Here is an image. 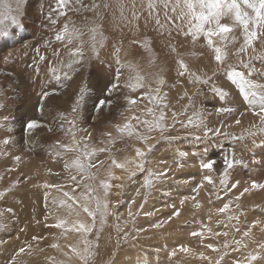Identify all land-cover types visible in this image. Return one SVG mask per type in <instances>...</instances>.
I'll list each match as a JSON object with an SVG mask.
<instances>
[{
	"label": "rangeland",
	"instance_id": "rangeland-1",
	"mask_svg": "<svg viewBox=\"0 0 264 264\" xmlns=\"http://www.w3.org/2000/svg\"><path fill=\"white\" fill-rule=\"evenodd\" d=\"M7 2L10 9L0 18V78L3 77L0 97L5 98H0V115L7 113L0 116V189L5 185L8 188L0 195V264H68L60 252V244L68 239L66 246L78 254L80 261L84 256L82 261L86 264L107 261L111 242L103 243L101 239L108 219L118 209L127 214L124 200L143 195L144 203L146 197L152 196L154 182L164 183V178L156 177L153 172V162L159 160L156 151L162 145L170 149L193 148L195 154L197 149L202 150L203 144L207 147V158L215 161L213 167L219 182L223 176L236 185L232 189L243 188V192L251 187L253 194L264 195V188H252V185L247 188L245 183L248 177L257 185L264 184V167L260 164L264 125L259 115L254 114L259 112V106L248 107L236 86L227 80V73L215 71L214 52L203 33L193 34L197 22L191 13H200L199 0H66L62 9L58 0ZM231 2L226 0L222 6L225 14L221 23L232 27L233 31L227 34V40L232 43L213 36V47L224 50L223 67L246 72L243 65L247 63L255 69L248 78L260 82L259 77H264V68H259L264 60V46L259 44L264 27L243 0H236L241 20L247 19L248 31H257L259 43L254 41L240 53L246 33L235 19L237 9L227 7ZM189 3L193 5L191 10ZM203 11L207 13V9ZM73 14L83 17L82 33L89 30L87 21L98 17L93 22L95 28L90 23L82 47L73 48L70 40L63 44L55 40L59 32L67 36L70 29L64 26V21ZM210 27L214 30L215 24H206L205 31ZM119 32L123 41L118 45L115 34ZM65 47L72 50L66 52ZM114 52L119 59L116 62L111 58ZM17 54H21L18 59ZM39 56L45 59L40 61ZM80 77V83L74 84ZM205 80L209 83L205 84ZM91 82L97 89L94 100L90 98ZM114 83L117 87L109 94ZM214 87L227 93L223 101L212 91ZM45 90L49 96L42 98L41 92ZM42 99H46L44 105H40ZM101 100L111 104L106 103L98 111ZM130 100L135 103H129ZM242 101L244 104H240ZM222 104L234 111L209 113L211 106L216 109ZM24 105L32 112L30 118L21 114ZM38 106L41 111L37 110ZM5 116H10L18 126L9 124L4 131L7 128L4 125L10 123L4 121ZM28 120H37L41 125L28 133L36 143V148L31 149L25 145L28 134L23 129ZM107 129L113 138L109 139ZM78 130L87 135L92 150L88 151ZM5 138L9 140L7 145L3 144ZM234 147L239 152L225 154ZM240 148L245 150L243 156L239 154ZM138 149L142 151L143 171L140 167L135 173L116 167L126 157L137 158ZM248 155L250 162L246 160ZM227 157L233 161V167L226 170ZM117 158H120L118 162ZM237 159L240 164H235ZM77 161L87 166L86 171L77 168ZM28 163L30 172L33 170L37 176L30 173L36 183L26 187L23 167ZM149 173H152L151 182L146 186L145 177ZM42 175H45L44 185L38 184ZM143 175L144 181L138 186ZM104 184L109 185L107 191ZM215 198L218 200L219 196ZM225 203L233 209L238 201L229 194ZM262 203L256 209L264 213ZM133 230L134 225L125 229L122 246L136 242L138 238ZM85 234L84 251H80L74 241H80ZM190 240L199 249V235L191 234ZM256 255V261L263 257ZM144 262L149 263L146 258Z\"/></svg>",
	"mask_w": 264,
	"mask_h": 264
},
{
	"label": "bare ground",
	"instance_id": "bare-ground-1",
	"mask_svg": "<svg viewBox=\"0 0 264 264\" xmlns=\"http://www.w3.org/2000/svg\"><path fill=\"white\" fill-rule=\"evenodd\" d=\"M31 11L32 8H30V12ZM68 18L70 19L68 21H64V26L69 28L70 30H68V34L61 41V44L67 43V41L70 40V44L73 46V48L79 47L80 45L82 47L81 41L86 38V35L89 34L90 23L94 27V19L98 17L95 16L92 20L89 19V21H87L89 24V30L87 33H82V31H80V25H82L83 17L73 14ZM120 33L121 32L115 34L118 45L123 41ZM15 35L16 34H14V36ZM15 38H17V36ZM90 44L88 43L87 45ZM257 44L259 43L257 42ZM121 47L122 45H120V48ZM70 48V50L69 48H66L65 51H71L72 47ZM115 54L116 52L112 53V60H119L117 59ZM19 56H21V54H17V59L19 58ZM103 57L104 56H102V60L105 59ZM261 67L264 68V60L262 61L259 68ZM80 73L85 74L86 70H80ZM81 77L74 84L79 82ZM259 78L260 82L258 83L264 84V77ZM90 84V98L91 100H94L97 96V89L96 87H94L93 82H91ZM226 101L224 102L226 103ZM239 102L241 101L239 100ZM141 104L142 103H140V105ZM240 104H244L243 101ZM211 107L212 109H209V113H217L216 109L213 106ZM248 107L254 108L255 105ZM238 109L241 113H243L240 107ZM5 114L7 115V113H5L4 111L0 116H4ZM21 114L28 117L30 116V114H32V112L29 108L26 109L25 106L24 110L21 111ZM9 122L10 123L8 124H15L14 127L18 126V124L12 122V120H10ZM228 122L230 123L231 121ZM233 122L236 121L234 120ZM4 131H7V128L6 130L4 129ZM78 131L80 132V130ZM106 133L109 136V139L114 137L113 133L109 129L106 130ZM79 136L83 141H86L84 144L87 146L88 151L89 149L92 150V145L86 137L87 135L83 132H80ZM83 137H85V140L83 139ZM26 138L28 140V143L25 144L27 148H34L36 143H34L35 141L33 139V135L28 134ZM24 140L26 139L24 138ZM201 146L202 150L197 149L195 154H193L192 152L194 151V149L188 147L179 146L177 149H170L169 147L162 145L157 149L156 153L159 160H155V162H153V172L156 177H163L164 183L160 184L156 183L157 181H155V186L153 185L154 188L152 189V196L149 198L146 197L144 203L143 195H140V197H133L130 200H124L123 207L125 208L126 206H128L126 208L127 214L118 209L116 211V214L112 218H109L108 221L105 220L107 221V224L104 227L105 235H103L102 239H100L103 241V243H108V241H110L111 245L109 249V258L102 264H237V262H239V264H264V253H262L259 248V245L261 243H264V213L256 209L264 201V195L260 192H257L256 189L255 191L257 193L254 192L253 194V192H251L250 186L253 183V179H249L248 177L245 183L246 187L250 188L247 191L244 190L246 191H243L244 193L241 191L243 188L237 187V189H232L231 187L233 184L228 178L225 179V184L222 185L219 182L220 177H218V175L215 173L214 167L211 170L202 169L201 165L208 162L209 159L207 158V147L203 144H201ZM240 150L241 153L239 154L243 156L245 150L243 148H240ZM138 151L139 153H141V155H137L136 152ZM227 151H225L226 155L228 153L235 154L236 152H239L237 147L229 148ZM136 152L135 153L137 158L134 157L132 159L130 157H126V159L121 162L125 169H127L128 171H133V173L137 172V168L138 166H140V159L142 156V151L140 149H138ZM262 152L263 160L260 164L262 165V167H264V149H262ZM180 153H184L185 155L181 156ZM52 154L54 156V153ZM250 158V155L246 156L247 162L251 161ZM119 159L120 158H117V162L119 161ZM30 169L31 167L29 163L28 165L23 167V175H25L27 181L26 187H28L32 183H36L31 177V175L36 174L32 173L33 170L32 172H30ZM257 171L258 170L254 169V173H257ZM34 172L36 173L37 170H34ZM116 172L118 173V171ZM30 173L32 174L30 175ZM164 173H166V175ZM44 176L45 175L41 176L42 180H40L38 184L44 185L46 183ZM206 176L211 178V183H208L205 180ZM143 181L144 175L139 179L138 186ZM1 188V193H3L5 189H8L7 185ZM169 188L171 190H167ZM223 192L227 194L222 195ZM229 194L234 199H236V201H238V206L237 204H235L233 209L228 208L225 212H220L219 209L223 207V205L225 204V198H227ZM215 196H219L218 200H215ZM185 197H187V199H184ZM181 200L184 201L183 204L181 203ZM262 204L264 205V202ZM197 205H199V207H197ZM215 207L218 208L214 210ZM149 213H151V215H149ZM230 217H235V219H230ZM134 220H136L135 223ZM73 225L74 227L77 226L75 224ZM131 225H134L133 233L137 235L136 237L138 239L135 240V243L128 242L125 246H122L123 238L125 237V229L129 228ZM66 229L67 228H65V230ZM193 232L198 233L199 235V249L194 248L191 243L190 237ZM245 232H248L249 235L244 236ZM63 233H65V231ZM67 234L65 238H67ZM68 240H64L62 241L63 244H60V252L65 255V262H67L68 264H86L84 260L82 261L85 256L80 261L78 258V254H75L72 251V253L70 252V249L66 246L68 245L67 243L70 242ZM235 241H240L239 248H237ZM74 243L81 248L80 251H84L82 244L86 243V234L85 236H81L80 241L76 239ZM225 245H227V247H225ZM180 247H187L189 251L187 253L181 252L179 251ZM250 252L253 254L256 253L263 255V257L256 262L250 263L247 259ZM172 253L175 254L170 255ZM201 253L203 254V257L201 256ZM145 258L149 263L144 262Z\"/></svg>",
	"mask_w": 264,
	"mask_h": 264
},
{
	"label": "snow or ice",
	"instance_id": "snow-or-ice-1",
	"mask_svg": "<svg viewBox=\"0 0 264 264\" xmlns=\"http://www.w3.org/2000/svg\"><path fill=\"white\" fill-rule=\"evenodd\" d=\"M66 0H58V6L62 9L63 5L65 4ZM243 3L245 5H247L249 8L252 9V11L255 13V18L256 21H260L261 22V27H264V14H262V12H264V0H257V2H252V0H243ZM226 4V0H199V8L201 9L199 14H196L195 12H192L191 15L193 16V18L195 19V21L197 22L194 26V35L196 33H203L207 45L210 49H212V51L214 52V60L217 64V68L215 71L217 72H226L227 73V80L232 84L235 85L236 88L239 90L240 95L242 96L243 100H245L247 102V105L249 106H253V105H258L259 106V112L258 113H254V114H258L261 120V124L264 125V84L258 83L256 81H254L253 79H250L248 77H251L253 75V73L255 72V69L250 68V66L245 63L243 65L244 69H246L247 71H236V70H229L226 67H223L222 65L225 62V52L224 50H222L221 47H213V40L212 37L213 36H218L220 38L221 41H227L228 43H232V41H228L227 40V34L231 33L233 31L232 27H230L228 24L226 23H221V19L224 16V12H222V6ZM188 8L191 10L193 5L191 3H189ZM227 7L229 9H237L236 11V16L235 19L238 23L242 24V26L245 29V36H244V46L239 48V52L243 53L245 52L246 48H250L254 41L257 40L258 38V33L256 30H252V31H248V21L247 19L241 20V15L238 9V6L236 4V0H232L231 4H228ZM9 6H8V2L7 0H0V18H3L7 15L8 11H9ZM207 9V13H205L203 10ZM61 14H63V12L61 11ZM51 22L53 24L56 23L55 20H51ZM215 24V29L213 30L211 27L208 28L206 31L204 29V26L206 24ZM65 38V32H59L56 36H55V40L56 41H62ZM260 42L261 45L264 46V34L260 35ZM39 52V50L37 49V53ZM45 59L44 56H39V60L43 61ZM180 67L183 69L184 65L181 64ZM182 74V73H181ZM67 78V77H66ZM59 79V77L57 78ZM162 83V81H161ZM205 84L209 83L208 80L204 81ZM117 87V84H113L112 88H110L108 90L109 94H111L114 89ZM213 92L217 93L220 100H224L227 97V93L221 91L220 89L217 88H213L212 89ZM49 96V92L48 91H42L41 92V97L42 98H47ZM46 99H42V101H40V105L41 104H45ZM110 105L111 101H104L101 100L99 102V104L97 105V110L99 111L101 108H103L105 106V104ZM129 103H135L134 100H130ZM38 111H41L42 108L40 106H38L37 108ZM234 109L231 107H227V106H220L216 108V112L217 113H231L233 112ZM73 112H75V108L73 109ZM10 120V116H5L4 117V121L8 122ZM240 121H237V123H239ZM4 126L7 127V129L9 128V124H5ZM40 123L37 120H28L24 125H23V129H24V133L28 134L31 133L32 131H34L35 129H37L38 127H40ZM125 128H127V126H125ZM264 130V129H262ZM123 131V130H122ZM219 131V130H217ZM129 134L130 130H129ZM205 135L207 136V132H205ZM197 140H199V137L196 138ZM9 143V140L7 138H5L3 140V144L7 145ZM137 155H141V153H139V151L137 152ZM181 156L185 155L184 153H180ZM17 159H19L17 157ZM256 162V161H254ZM77 168L80 171H86L87 166L81 164L79 161L75 162ZM115 163V161L113 162ZM215 161L209 160L206 163H203L201 165L202 169H206V170H211L213 169V165H214ZM241 161L240 160H235V164H240ZM224 164H225V169H230L233 167V161L225 158L224 159ZM116 167H123L122 164H116ZM140 167V170L143 171L142 166H138ZM166 175V173H164ZM152 173H149V176L145 177V185L147 186L151 181L149 179V177H151ZM205 180L208 183H211V178L210 177H205ZM221 184L224 185L225 184V180L222 176L221 178ZM105 191H107L109 185L108 184H104L103 185ZM232 187H236L235 184L232 185ZM256 187H260V188H264V184H259L257 185L255 182L252 183V188H256ZM247 191V189H246ZM0 195H3V193H0ZM67 195V193L65 194ZM184 199H187V197H185ZM183 200H181V203L183 204ZM197 207H199V205H197ZM229 208V204L225 203L223 205V207L221 209H219L220 212H225L227 209ZM89 214L91 215L92 213L89 212ZM149 215H151V213H149ZM230 219H235V217H230ZM57 227H59L60 225H56ZM81 228L83 229V227L81 226ZM85 231H87L88 229H83ZM193 236L198 235V233H192ZM249 233L245 232L244 236H248ZM235 244L237 245V248H239L240 246V241H235ZM211 247V246H209ZM225 247H227V245H225ZM260 251L262 253H264V243H261L259 245ZM23 251V249L21 250ZM179 251L181 252H185L187 253L189 251V249L187 247H180ZM175 253H172L170 255H174ZM201 256L203 257V254L201 253ZM248 261H256L258 259V256L256 254L253 253H249L248 254ZM237 264H239V262H237Z\"/></svg>",
	"mask_w": 264,
	"mask_h": 264
}]
</instances>
